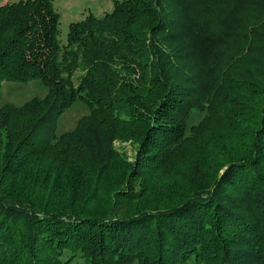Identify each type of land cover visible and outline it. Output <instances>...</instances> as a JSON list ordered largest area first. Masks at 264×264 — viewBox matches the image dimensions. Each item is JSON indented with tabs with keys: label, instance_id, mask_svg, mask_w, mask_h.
Here are the masks:
<instances>
[{
	"label": "trees",
	"instance_id": "trees-1",
	"mask_svg": "<svg viewBox=\"0 0 264 264\" xmlns=\"http://www.w3.org/2000/svg\"><path fill=\"white\" fill-rule=\"evenodd\" d=\"M52 2L0 4V87H47L0 105V264H264V0H114L65 44Z\"/></svg>",
	"mask_w": 264,
	"mask_h": 264
},
{
	"label": "rangeland",
	"instance_id": "rangeland-1",
	"mask_svg": "<svg viewBox=\"0 0 264 264\" xmlns=\"http://www.w3.org/2000/svg\"><path fill=\"white\" fill-rule=\"evenodd\" d=\"M14 0H0V4H4ZM114 0H53V8L60 15V34L59 39L61 44H65L70 22L83 19L86 15L92 14L100 17L104 12H109L112 9ZM80 75L76 71L72 80L77 83V77ZM47 93V87L39 80L33 79L27 83L21 82H2L0 87V105L10 103L16 106L32 99L33 97L41 98ZM89 108L86 102L82 99H76L58 118L56 125V135L72 130L77 121L88 114ZM201 114L194 112L191 122L195 123ZM38 139V138H37ZM114 147L117 151L125 153L129 158H132L134 153L133 144L129 141H114Z\"/></svg>",
	"mask_w": 264,
	"mask_h": 264
}]
</instances>
